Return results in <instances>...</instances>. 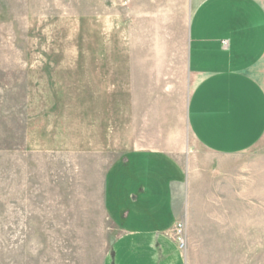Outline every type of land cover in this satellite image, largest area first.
<instances>
[{
  "label": "rangeland",
  "instance_id": "rangeland-1",
  "mask_svg": "<svg viewBox=\"0 0 264 264\" xmlns=\"http://www.w3.org/2000/svg\"><path fill=\"white\" fill-rule=\"evenodd\" d=\"M192 9L0 0V264H106L118 230L104 175L133 151L184 171L174 241L179 229L186 264H264V136L215 154L187 125Z\"/></svg>",
  "mask_w": 264,
  "mask_h": 264
},
{
  "label": "crops",
  "instance_id": "crops-1",
  "mask_svg": "<svg viewBox=\"0 0 264 264\" xmlns=\"http://www.w3.org/2000/svg\"><path fill=\"white\" fill-rule=\"evenodd\" d=\"M189 1L188 128L209 152L246 150L264 136V6ZM185 182L181 165L162 153L133 151L109 166L103 207L118 236L106 264H186L174 241V193Z\"/></svg>",
  "mask_w": 264,
  "mask_h": 264
},
{
  "label": "built area",
  "instance_id": "built-area-1",
  "mask_svg": "<svg viewBox=\"0 0 264 264\" xmlns=\"http://www.w3.org/2000/svg\"><path fill=\"white\" fill-rule=\"evenodd\" d=\"M222 45H223L224 48H226L227 47V42H225V41L222 42ZM177 233L178 234H177L176 241H175L176 247H177L178 250L183 251V249H184V241L182 240L181 236H179L180 235V230L179 229H178Z\"/></svg>",
  "mask_w": 264,
  "mask_h": 264
}]
</instances>
